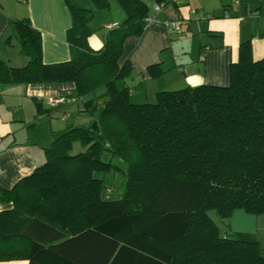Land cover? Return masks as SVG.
<instances>
[{
    "label": "trees",
    "instance_id": "obj_1",
    "mask_svg": "<svg viewBox=\"0 0 264 264\" xmlns=\"http://www.w3.org/2000/svg\"><path fill=\"white\" fill-rule=\"evenodd\" d=\"M64 1L70 58L45 64L40 32L16 19L14 37L28 61L0 60V84L71 82L93 118L53 132L44 162L0 188V202L12 204L0 211V261L264 264L257 241L227 237L211 216L264 213V58H253L251 40L239 44L228 85L158 91L154 102L133 103L117 84L132 72L120 59L125 39L142 34L148 4L116 0L125 18L94 50V11Z\"/></svg>",
    "mask_w": 264,
    "mask_h": 264
},
{
    "label": "crops",
    "instance_id": "obj_2",
    "mask_svg": "<svg viewBox=\"0 0 264 264\" xmlns=\"http://www.w3.org/2000/svg\"><path fill=\"white\" fill-rule=\"evenodd\" d=\"M107 1L113 4L109 7L113 14L105 30L96 32L89 24V44L94 50L101 48L109 26L125 18L116 0ZM71 3L95 12L96 0ZM152 4L149 15L157 24L145 26L139 36L127 37L122 48L120 63L128 60L132 72L118 86L129 89L133 103L154 102L158 91L228 85L229 65L237 60L244 40H251L254 59L264 58V0H173L159 12ZM21 18H28L40 32L45 64L70 58L66 33L72 19L64 0H0V60L12 67L27 63L11 26ZM164 21L180 22L182 32L168 33L160 26ZM150 66H154L151 72ZM53 98L62 101L52 105ZM87 99L75 97L71 82L0 84V188L10 189L44 162L43 149L49 146L53 132L89 123L93 117L84 111ZM37 103L43 113L38 114ZM11 207V203L0 202V211ZM213 220L229 238L257 241L264 254V213L235 209L229 217L215 215ZM0 264L29 263L15 259Z\"/></svg>",
    "mask_w": 264,
    "mask_h": 264
},
{
    "label": "rangeland",
    "instance_id": "obj_3",
    "mask_svg": "<svg viewBox=\"0 0 264 264\" xmlns=\"http://www.w3.org/2000/svg\"><path fill=\"white\" fill-rule=\"evenodd\" d=\"M149 7H152V0H144ZM116 2V1H115ZM115 4V3H114ZM110 8L113 7V4H112V7L109 5ZM108 8H101V7H98L97 4H95V12H94V18L92 20V24L91 26L94 27V31L96 32H101L103 30H105V26L104 24L106 23V21L109 19L108 17H110V14H113V9H109ZM112 10V12L110 11ZM118 84V83H117ZM81 148L79 145H76L75 146V149L74 151H79ZM44 151V149H43ZM115 184L114 186H109V189L106 190V193L105 194H111V197L113 196V194L117 193V178H115ZM215 213L214 212H211V216H215L214 215Z\"/></svg>",
    "mask_w": 264,
    "mask_h": 264
},
{
    "label": "built area",
    "instance_id": "obj_4",
    "mask_svg": "<svg viewBox=\"0 0 264 264\" xmlns=\"http://www.w3.org/2000/svg\"><path fill=\"white\" fill-rule=\"evenodd\" d=\"M162 5L160 4H155L154 6V11L155 12H159L160 9H161ZM152 24H157V21L155 18L151 17L150 15L146 16L145 18V26H149V25H152ZM118 25V23H114L112 24L111 26L109 27H116ZM160 26L165 30L167 31L168 33H175V34H180L182 32V29H181V24L180 22H169V21H164L160 24ZM62 99L61 98H53L51 99L49 102L52 104V105H56L58 104L59 102H61Z\"/></svg>",
    "mask_w": 264,
    "mask_h": 264
}]
</instances>
